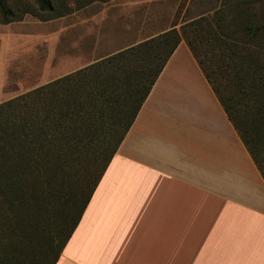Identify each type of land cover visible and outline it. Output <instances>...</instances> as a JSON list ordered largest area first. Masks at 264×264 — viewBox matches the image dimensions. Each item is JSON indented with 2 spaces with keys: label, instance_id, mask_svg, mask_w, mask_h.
Here are the masks:
<instances>
[{
  "label": "crops",
  "instance_id": "0c3cea01",
  "mask_svg": "<svg viewBox=\"0 0 264 264\" xmlns=\"http://www.w3.org/2000/svg\"><path fill=\"white\" fill-rule=\"evenodd\" d=\"M77 18L72 55L62 59L87 61L79 52ZM53 34L59 41L61 29ZM6 54L0 56V87ZM56 264H264V177L185 40Z\"/></svg>",
  "mask_w": 264,
  "mask_h": 264
},
{
  "label": "trees",
  "instance_id": "16d2710c",
  "mask_svg": "<svg viewBox=\"0 0 264 264\" xmlns=\"http://www.w3.org/2000/svg\"><path fill=\"white\" fill-rule=\"evenodd\" d=\"M4 1L0 0V6L4 7ZM37 1L42 7L48 5V0ZM236 10L232 20L216 14L189 22L196 37L187 44L264 177V52L259 39L264 15L260 23L254 19L243 24L236 16L242 11ZM180 42L181 35L173 28L0 103V196L16 211L24 206L15 199L17 181H39L43 169L56 170L60 162L68 166L65 177L82 161L91 163L80 173L77 169L75 179H67L64 188L57 190L66 193L62 199L70 217L56 243L49 245L46 264L57 263ZM15 229L9 225L0 230V264H29L21 249L14 253L8 248L20 242L18 234H6Z\"/></svg>",
  "mask_w": 264,
  "mask_h": 264
},
{
  "label": "rangeland",
  "instance_id": "374dc122",
  "mask_svg": "<svg viewBox=\"0 0 264 264\" xmlns=\"http://www.w3.org/2000/svg\"><path fill=\"white\" fill-rule=\"evenodd\" d=\"M263 3L264 0H48V5L42 7L37 0H5L4 7L0 6V56L7 53L8 67L6 81L0 87V103L172 26H176L181 41L187 43L196 37L188 23L202 16L212 18L218 14L221 19L232 20L238 9L242 13L236 12V16L243 24L254 19L260 23ZM77 17L82 18L76 30L82 33L79 52L82 58H89L87 61L62 59L64 54L72 55L73 22ZM59 29L57 41L53 33ZM10 32L11 37L7 36ZM259 39L264 52L263 31ZM59 166L56 170L43 169L39 181L21 179L14 183L15 199L24 202L21 211L0 196V230L9 225L16 227L6 234H18L20 242L8 248L14 253L16 248L21 249L22 258L29 264H46L49 245L56 243L58 232L70 217L62 199L66 193L59 194L57 190L64 188L67 179H75L77 169L80 173L82 168H91V163L84 160L75 165L68 177L64 176L68 166L61 162ZM5 240L9 243L11 239Z\"/></svg>",
  "mask_w": 264,
  "mask_h": 264
}]
</instances>
